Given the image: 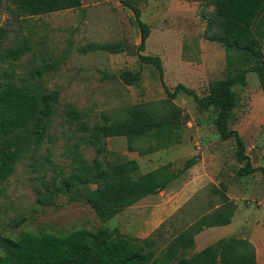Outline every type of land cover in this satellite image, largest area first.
Masks as SVG:
<instances>
[{
    "label": "rangeland",
    "instance_id": "1",
    "mask_svg": "<svg viewBox=\"0 0 264 264\" xmlns=\"http://www.w3.org/2000/svg\"><path fill=\"white\" fill-rule=\"evenodd\" d=\"M81 1L78 10L20 18L14 16L13 5L0 4V35L7 34L0 39V47L15 48L28 38L32 50L11 62L15 78L27 79L37 93L59 94L49 136L42 145L29 146L13 175L0 182V260L10 254L13 242L24 232L66 236L76 231H106L111 237L156 242L152 248L159 250L223 203L235 205L237 211V201L243 209L235 231L246 235L259 217L257 244L264 229V205H256L254 200L264 196V72L247 73L244 84L241 79L232 82L264 60V40L257 47L262 58L245 52L242 65L229 69L224 46L208 39L219 31L213 25V31L207 33L215 14L213 0H134L142 23L149 28L142 50L143 33L132 10L119 0ZM93 44H120L123 52L84 51ZM2 67L7 65L0 59ZM126 74H133L138 82L127 83L123 80ZM220 84L231 85L234 106L228 112L227 125L242 136L251 164L262 165L257 176L238 175L246 164L236 160L233 141L221 140L218 112L197 103L196 98L204 102ZM165 86L170 92L178 86L191 92L180 90L173 100L183 110L184 119L181 143L168 149L141 156L128 150L126 137H110L100 144L103 149L99 152V146L89 142L88 133L66 122L67 106L84 113L90 126L101 123L103 113L124 118L132 106L167 100ZM150 143L142 141L136 147L146 150ZM75 152L89 166L96 160L104 167L136 160L142 174L168 166L178 176L166 189L104 222L86 201V195L97 186L82 185L74 178ZM196 166L205 169V178L191 196L192 191L185 188L196 180V174L190 173ZM257 247L258 264H264V244Z\"/></svg>",
    "mask_w": 264,
    "mask_h": 264
},
{
    "label": "trees",
    "instance_id": "2",
    "mask_svg": "<svg viewBox=\"0 0 264 264\" xmlns=\"http://www.w3.org/2000/svg\"><path fill=\"white\" fill-rule=\"evenodd\" d=\"M119 2L135 13L143 33L140 46L142 50L149 37V28L142 23L134 0ZM2 3L14 6L12 12L16 18L43 16L82 7L81 0H0V4ZM213 6L215 14L209 22L207 33L213 31V25L218 26L219 31L212 36L208 35V39L224 46L227 68L241 66L245 52L262 58V52L257 47L264 40V0H213ZM3 34L7 35L6 31ZM5 35H0V39H5ZM97 50L111 54L123 52L120 44H93L84 51ZM31 51L28 38L15 48L0 47V59L7 65V68H0V182L7 181L13 175L16 164L29 146H40L49 136L50 124L59 103L58 93H37L27 79L15 78V68L11 62H17ZM142 60L150 61L151 58L142 57ZM260 70L264 72L262 59L253 69L249 68L238 74L232 84H237V79H241V84H244L247 73ZM125 77L123 80L127 83L138 82L133 74H126ZM261 78L264 88V74ZM230 87L231 85H217L211 90L207 100H196L199 107L212 108L218 112L216 126L221 140L234 142L237 148L236 160L240 164H246L240 168L238 175L246 177L260 169L252 167L240 133L228 128V112L234 106V95ZM180 90L191 94L184 86H178L174 92H170L165 86L167 100L132 106L128 108L124 118H113L103 113L101 123L94 126H90L84 113L67 106L66 122L79 126L82 133H88L89 142L99 146V152L103 149L100 144L104 139L126 137L130 152L146 156L181 143L179 132L180 123L184 119L183 110L173 104ZM142 141H151L146 150L136 147V143ZM75 161L77 173L74 178L82 185L97 186L95 191L86 195V201L104 222L142 199L166 189L174 176L168 166L142 174L136 160L121 161L109 167H104L103 162L96 160L94 166H89L75 152ZM231 206L223 203L213 212L204 213L206 215L201 220H195L193 225L159 250L152 248L154 244L157 245L156 242L111 237L106 231L99 234L76 231L66 236H35L24 232L13 242V249L7 257L0 260V264H257V251L253 244L237 237L221 239L203 251L193 253L198 233L206 228L232 223L236 206Z\"/></svg>",
    "mask_w": 264,
    "mask_h": 264
},
{
    "label": "crops",
    "instance_id": "3",
    "mask_svg": "<svg viewBox=\"0 0 264 264\" xmlns=\"http://www.w3.org/2000/svg\"><path fill=\"white\" fill-rule=\"evenodd\" d=\"M262 165L261 164H257V165H253V168L255 169H259L261 168ZM174 176H173V180L177 178L178 174L175 171H171ZM204 172L205 169L203 167H198L196 166L195 168L190 170V173L196 174L197 178L193 183H189L186 185L185 190H191L192 194L191 196H193L195 193H197L199 191L198 185L200 183H202L204 181ZM260 172V171H259ZM258 171L256 173H254L256 176L259 173ZM154 195L148 196L147 198L153 197ZM238 200V198H237ZM256 205H264V196H259L257 198H254ZM218 208V207H217ZM240 209H243L240 202L237 201V211L235 212V215L233 217V221L230 225L227 226H220V227H210V228H206L204 229L202 232L198 233L195 236V251L193 253H198L200 251H203V249H205L206 247L215 244L216 242H218L221 239L224 238H229V237H237L239 239H245L248 240L250 243L253 244V246L256 249V253H257V264H258V244L263 245L264 244V229L261 232V238L258 240L257 242V233H258V228H259V223H258V218L256 217V219H254V221L252 222L251 226H249L250 228L248 229V232L246 235H242L241 233H238L235 231V227H236V222L238 223L240 216L239 215V211ZM207 214V213H206ZM206 214L202 215L199 217L198 220H201ZM197 220V221H198ZM251 220L249 219L248 222L245 221V223H247L246 225H249L248 223ZM196 222V221H195ZM195 222H193L191 225H193ZM189 225V226H191ZM188 227V226H187ZM207 240H211L210 243Z\"/></svg>",
    "mask_w": 264,
    "mask_h": 264
}]
</instances>
